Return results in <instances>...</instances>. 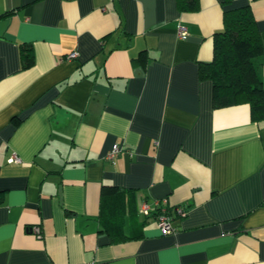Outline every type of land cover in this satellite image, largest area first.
<instances>
[{
	"label": "crops",
	"instance_id": "0c3cea01",
	"mask_svg": "<svg viewBox=\"0 0 264 264\" xmlns=\"http://www.w3.org/2000/svg\"><path fill=\"white\" fill-rule=\"evenodd\" d=\"M199 2L0 0V264H264V119L215 107L199 66L224 5ZM246 4L264 88V0H232ZM115 192L108 230L102 199Z\"/></svg>",
	"mask_w": 264,
	"mask_h": 264
},
{
	"label": "trees",
	"instance_id": "16d2710c",
	"mask_svg": "<svg viewBox=\"0 0 264 264\" xmlns=\"http://www.w3.org/2000/svg\"><path fill=\"white\" fill-rule=\"evenodd\" d=\"M177 3L182 12H196L200 8L199 0H177ZM223 5V26L213 36L212 59L200 64L199 75L213 82L215 107L246 103L250 105L252 119L260 122L264 119L260 74L263 46L257 22L250 4L234 6L232 0H223ZM33 63V49L23 46V68ZM118 193H106L102 199L100 216L108 230L107 222L118 220L108 212L113 195L118 197Z\"/></svg>",
	"mask_w": 264,
	"mask_h": 264
},
{
	"label": "built area",
	"instance_id": "2783aa9c",
	"mask_svg": "<svg viewBox=\"0 0 264 264\" xmlns=\"http://www.w3.org/2000/svg\"><path fill=\"white\" fill-rule=\"evenodd\" d=\"M177 34H178V37L180 39H186L189 35L188 28L185 25H183L182 23H179ZM76 58H78V52L77 51H72L68 55V59H76ZM121 150L122 149L118 144L114 145L112 151L107 156L108 159H110L111 161H114L115 158L121 152ZM21 160L22 159L19 157V155L13 154L12 156L9 157L8 162L9 163H19V162H21ZM166 203H167V200L156 201L155 208H154L155 213H156V220H157L158 227H159L161 233L164 235L171 234V233L175 232L177 229L173 223L172 215L170 214L168 209H166V207H165ZM154 209L151 208L147 203H142L140 205V212L146 216H149L151 214L152 210H154ZM174 209L180 217H185L188 214V209L185 208L184 206H176ZM34 231H35V233L40 235L41 230L39 227H35ZM84 264H102V263H99L97 261H91V262H86Z\"/></svg>",
	"mask_w": 264,
	"mask_h": 264
}]
</instances>
